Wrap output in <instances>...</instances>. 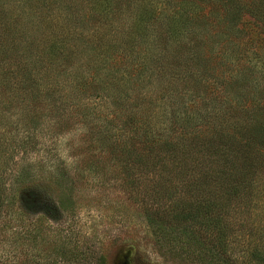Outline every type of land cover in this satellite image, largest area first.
Instances as JSON below:
<instances>
[{"label":"trees","instance_id":"1","mask_svg":"<svg viewBox=\"0 0 264 264\" xmlns=\"http://www.w3.org/2000/svg\"><path fill=\"white\" fill-rule=\"evenodd\" d=\"M16 3H0V264L93 261L76 245L60 261L16 255L47 204L15 189L32 165L14 153L76 126L72 158L112 168L154 245L187 264H264V0Z\"/></svg>","mask_w":264,"mask_h":264},{"label":"rangeland","instance_id":"2","mask_svg":"<svg viewBox=\"0 0 264 264\" xmlns=\"http://www.w3.org/2000/svg\"><path fill=\"white\" fill-rule=\"evenodd\" d=\"M17 1L19 0H0V3L11 6ZM245 20L253 22L250 17H245ZM247 57L253 58L252 64H257V67L263 64L259 59L255 62L249 53ZM1 125L3 124L0 123ZM10 128L6 126V130ZM49 132L52 135L54 131L49 129ZM84 132V127L76 126L73 131L63 130L54 134L52 139L39 134L38 140L42 142V146L37 148L38 152L35 150L23 154L22 151H15V163L21 165L23 160L32 165L24 184H15V189L21 191V194L33 193L48 205L47 208V205L37 206L31 211L29 223L32 225L31 229L37 232V241L28 248L18 244L16 255L30 250L32 253L39 252L43 259L54 258L60 261L64 258V253L74 250L76 245L80 249L83 247V250L88 247V256L93 259L90 264H98L99 257L104 260V264H187L176 258L175 254H170L168 247L154 245L146 224L140 217L139 205L128 201L112 184L110 156L98 143L95 144L97 151L93 153L98 156L96 168L102 169L105 164L109 168L106 173L97 170L89 174L83 170L88 164L84 162L86 154L78 155L75 157L77 159L72 158V154L78 153L76 148H80ZM47 150L51 153H46ZM62 160H65L69 171H72L74 164L78 172H86L85 177L82 179L72 172L66 175L54 173L53 166H59L58 163ZM19 168L16 165L12 170L18 173ZM62 252L63 255L59 254Z\"/></svg>","mask_w":264,"mask_h":264}]
</instances>
